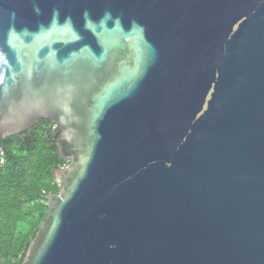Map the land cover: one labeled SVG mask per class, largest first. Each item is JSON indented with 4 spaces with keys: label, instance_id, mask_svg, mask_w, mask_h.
I'll use <instances>...</instances> for the list:
<instances>
[{
    "label": "water",
    "instance_id": "obj_1",
    "mask_svg": "<svg viewBox=\"0 0 264 264\" xmlns=\"http://www.w3.org/2000/svg\"><path fill=\"white\" fill-rule=\"evenodd\" d=\"M41 121L21 264H264V0H0V137Z\"/></svg>",
    "mask_w": 264,
    "mask_h": 264
},
{
    "label": "trees",
    "instance_id": "obj_2",
    "mask_svg": "<svg viewBox=\"0 0 264 264\" xmlns=\"http://www.w3.org/2000/svg\"><path fill=\"white\" fill-rule=\"evenodd\" d=\"M52 127L41 121L19 136L0 137V264L22 263L47 214L46 198L58 194L54 171L67 164Z\"/></svg>",
    "mask_w": 264,
    "mask_h": 264
},
{
    "label": "rangeland",
    "instance_id": "obj_3",
    "mask_svg": "<svg viewBox=\"0 0 264 264\" xmlns=\"http://www.w3.org/2000/svg\"><path fill=\"white\" fill-rule=\"evenodd\" d=\"M52 128H54V126H53ZM52 130H53V129H52Z\"/></svg>",
    "mask_w": 264,
    "mask_h": 264
},
{
    "label": "built area",
    "instance_id": "obj_4",
    "mask_svg": "<svg viewBox=\"0 0 264 264\" xmlns=\"http://www.w3.org/2000/svg\"><path fill=\"white\" fill-rule=\"evenodd\" d=\"M2 164H3V161H2Z\"/></svg>",
    "mask_w": 264,
    "mask_h": 264
}]
</instances>
